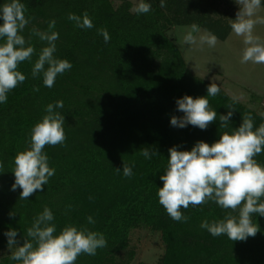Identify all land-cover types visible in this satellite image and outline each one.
<instances>
[{"label": "trees", "instance_id": "trees-1", "mask_svg": "<svg viewBox=\"0 0 264 264\" xmlns=\"http://www.w3.org/2000/svg\"><path fill=\"white\" fill-rule=\"evenodd\" d=\"M8 2L0 0V5ZM144 2L151 4L147 14L132 11L131 0H21L30 18L21 34L35 54L18 66L26 80L0 103V264H18L10 259L15 247H8L5 233L16 230L18 246H23L27 229L45 207L53 212L57 235L69 225L104 234L107 246L95 256H79L76 264H264V216L253 214L260 227L255 237L232 241L226 235L212 236L201 223L229 214L238 217V212L209 201L181 209L189 219L177 222L158 198L170 148L190 151L199 141L211 145L225 131L239 128L243 114H251L254 129L264 123V114L251 106L261 101L257 96L251 105L235 103L228 127L221 128L219 116L227 115L231 96L218 85L219 94L207 97L213 82L190 70L177 39L170 35L175 27L195 23L225 41L240 5L236 0H165L166 7L161 8L160 0ZM85 12L93 22L91 29L68 19L69 13L83 17ZM52 20L53 31L59 33L54 55L68 60L72 68L48 88L42 74L32 76L34 63L47 46L32 29L48 31ZM101 28L110 35L108 43L98 34ZM185 95L207 97L217 112L206 130L171 125L173 116L184 115L177 100ZM57 101L64 103L55 111L65 116L67 139L64 145L44 149L55 174L42 192L20 200L22 189L12 190L14 158L30 148L33 127L47 114L46 106ZM144 148L158 154L147 159L141 154ZM254 158L264 165V152ZM124 163L132 166L131 177L123 175ZM89 216L94 224L88 223ZM142 234L161 242L163 253L155 263L140 259Z\"/></svg>", "mask_w": 264, "mask_h": 264}, {"label": "clouds", "instance_id": "clouds-1", "mask_svg": "<svg viewBox=\"0 0 264 264\" xmlns=\"http://www.w3.org/2000/svg\"><path fill=\"white\" fill-rule=\"evenodd\" d=\"M240 5L237 17L230 27L233 33L244 38L246 47L243 50L241 63L252 62L264 64V41L254 35L257 24H264V18L258 17L261 0H236ZM160 7H166L165 0H160ZM27 9L21 0H10L0 5V103H6L7 94L26 80V76L18 70V66L25 61H31L35 54L33 46L21 34L30 23L25 13ZM137 14H147L151 11V4L140 0L132 9ZM68 19L83 29L94 27L87 12L83 17L74 13L68 14ZM56 22L52 20L48 31L33 28L32 34L39 37L47 46L43 47L32 68L33 78L42 74L43 84L51 88L58 75L71 70L72 64L66 59L55 57L56 41L59 33L53 31ZM105 43L110 41L106 29H99ZM183 43L188 45L214 48L218 43L216 35L210 32L201 33L200 27L193 23L190 30L183 37ZM47 65V68L45 67ZM39 91V88H34ZM220 87L212 83L207 88L208 96L219 94ZM207 97L193 98L185 95L177 100L178 111L183 117L173 116L171 125L184 128L188 125L206 130L216 121L217 112L210 107ZM227 115H220L221 128H227L235 111L234 104L239 97H231ZM63 101L48 104L47 113L42 121L37 123L30 135V148L19 152L14 158L15 183L12 190L22 189L20 200H27L37 190L43 191V186L55 174V169L49 166V157L45 153L46 146L64 145L67 139L64 129L65 116L55 109H63ZM264 152V123L254 129L251 114H243L241 126L229 133L225 131L220 139L211 145L199 141L190 151H180L177 147L169 149L170 157L164 175L160 176L163 187L158 189L160 205L175 221L187 222L181 209L191 205L197 207L215 202L221 209L238 212V217L231 214L218 221L204 220L201 228L206 229L212 236L226 235L232 241H246L255 237L260 231L257 223L253 222V214L264 216V165L254 158ZM141 154L151 159L158 154L141 150ZM2 167V165H0ZM120 169L117 168V172ZM123 175L131 177L132 166L123 164ZM70 210L72 205L67 206ZM11 215V214H10ZM53 212L45 207L38 214L32 225L27 229L23 246H18L16 230L5 233L8 247L12 251L10 259L18 264H76L81 255L95 256L98 249L107 246L103 233L90 231L87 227L78 229L76 226H66L57 235ZM89 224H94L92 216L87 217Z\"/></svg>", "mask_w": 264, "mask_h": 264}, {"label": "rangeland", "instance_id": "rangeland-1", "mask_svg": "<svg viewBox=\"0 0 264 264\" xmlns=\"http://www.w3.org/2000/svg\"><path fill=\"white\" fill-rule=\"evenodd\" d=\"M123 0H115L120 3ZM134 7L140 0H131ZM257 16L264 18V6H261ZM190 26L175 27L170 35L177 39V45L181 50L190 70L198 77L207 79L221 86L231 97H239L240 102L249 104L257 96L262 99L259 104L252 107L264 114V64L252 62L241 63L243 50L246 47L241 36L231 32L227 40L218 39L217 45L212 48L208 45L199 46L183 43V37ZM207 32L201 29V33ZM254 35L264 41V24H257ZM140 259L148 263L157 262L163 253V247L158 237L146 234L140 235ZM1 257V255H0Z\"/></svg>", "mask_w": 264, "mask_h": 264}]
</instances>
